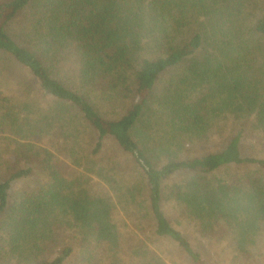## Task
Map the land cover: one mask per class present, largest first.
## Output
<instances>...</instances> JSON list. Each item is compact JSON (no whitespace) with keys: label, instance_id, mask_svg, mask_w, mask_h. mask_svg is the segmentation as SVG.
I'll return each mask as SVG.
<instances>
[{"label":"trees","instance_id":"16d2710c","mask_svg":"<svg viewBox=\"0 0 264 264\" xmlns=\"http://www.w3.org/2000/svg\"><path fill=\"white\" fill-rule=\"evenodd\" d=\"M260 143L264 0H0V264H250Z\"/></svg>","mask_w":264,"mask_h":264},{"label":"rangeland","instance_id":"374dc122","mask_svg":"<svg viewBox=\"0 0 264 264\" xmlns=\"http://www.w3.org/2000/svg\"><path fill=\"white\" fill-rule=\"evenodd\" d=\"M9 81L8 82V86L6 87V95L9 96L10 98L13 99V101L15 100V102L13 103L15 108H17L16 106H20L21 99H30L34 101V93H32L30 91V93L28 92V94L26 96H23V93L21 91V87L18 86V81L15 84H13V75L12 73L9 74ZM245 145L247 146V148H250L251 145V140H245L244 141ZM261 152V153H260ZM264 152V143H260L257 145V151H252V153L256 156H262ZM246 153H250L249 151ZM6 160L5 158H2L1 163H4ZM8 169V167L6 168ZM8 173V172H7ZM0 174L2 176H4L6 174V171L4 170H0ZM39 176H33L30 180L28 181H23L21 183H17V185L12 189V198H19L20 195H22V193H28L29 191H32L33 189H35L39 184H40V180L38 179ZM40 178V177H39ZM42 182V180H41ZM124 206L123 205H117V216L119 214H121V216H124L123 212L121 211L122 208ZM167 214L169 215L170 219H174L176 217L175 214L171 213V212H167ZM125 219V217H123ZM121 220V219H120ZM145 235H149V233H146ZM260 249V252L257 251V253L259 252V256L252 261L250 264H264V240H263V247H258L257 250ZM210 252L212 254H210V260L208 261L210 264H230L228 263V260L225 258H220L218 257V251L215 249H210ZM247 264V263H246Z\"/></svg>","mask_w":264,"mask_h":264}]
</instances>
